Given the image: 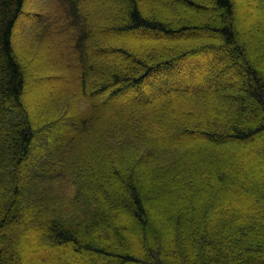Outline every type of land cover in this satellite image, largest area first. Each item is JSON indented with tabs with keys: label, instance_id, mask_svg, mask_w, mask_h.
Instances as JSON below:
<instances>
[{
	"label": "trees",
	"instance_id": "1",
	"mask_svg": "<svg viewBox=\"0 0 264 264\" xmlns=\"http://www.w3.org/2000/svg\"><path fill=\"white\" fill-rule=\"evenodd\" d=\"M63 1L66 24L32 11L20 46L24 0H0V264H264L262 22L237 24L238 0H109L101 28ZM73 68L81 88L61 91ZM46 80L60 94L25 91ZM96 88L133 100L102 107ZM64 175L70 213L45 187Z\"/></svg>",
	"mask_w": 264,
	"mask_h": 264
},
{
	"label": "rangeland",
	"instance_id": "2",
	"mask_svg": "<svg viewBox=\"0 0 264 264\" xmlns=\"http://www.w3.org/2000/svg\"><path fill=\"white\" fill-rule=\"evenodd\" d=\"M48 1L49 0H24V6L22 9V12L16 20L15 29H14L15 37L17 36V39L19 41L18 45L22 46L28 41V39H24V37L29 35L28 33H29L30 29H28V27H29L30 22L33 19L32 18L33 17L32 11L39 12L40 10H43V8H47V9H45V11H48V13H49L47 20L53 21V23L57 22L59 26L61 24H66L65 23V16L68 15V11H69L67 3H65L63 0H52L49 2ZM79 2H80V8L82 9V11L86 15V17L84 18V22H87L88 24L93 25V27L98 26L101 28H106V25L102 22L103 21L102 17L106 16L107 14L113 15L112 14L113 3L111 1H109V0H80ZM248 5H249V2H247L246 0H238V7H237L238 11L236 14L237 24H240L243 22L246 25V17L248 15H250L253 18L260 20V22H262V25H264V15L260 14V11L257 8H254V9L252 8L251 9L252 11L249 10L250 7ZM53 23L52 22H51V24L49 23L51 25V27L48 30L56 29L59 27L58 25L53 24ZM248 32H250V31H247V33ZM134 35H137V34H134ZM247 36H250V34L248 33ZM244 37L239 36V39L242 40ZM55 40H57V39H55ZM48 41H50V40H48ZM101 41L102 40L99 39V40H96V42L92 43V45L90 47L92 54L97 53L98 48L101 46ZM56 43H58V42H56ZM29 44H31V43H29ZM33 46L37 47V44L34 43ZM60 46L61 45L55 44V46L53 48H59L60 49ZM44 49L51 50V46L44 47ZM38 50H40V49H38ZM41 51H43V47H42ZM245 60L252 61L253 59H252L251 55H247L245 57ZM108 61L112 65H115L117 67H122V64L115 59L109 58ZM75 66H73V67H75ZM73 69H72V71H70V74L68 71L69 69L66 70L68 74L66 76H64L63 80L59 83L60 87H61V89H60L61 91L62 90H71L73 88H81V84L77 82V77H76V72H75V71H77V69L76 68H73ZM26 75H27V77H33V74H31L30 72H26ZM68 75H70V76H68ZM98 78H105V77L103 74L98 72L97 79ZM52 84L53 83L49 80L35 82V83H29L25 87V91L30 94L33 92L34 88L37 87V88H39L38 97H41V99L44 100L45 96L43 95V93L48 92L49 89H51L52 92L55 94H60V90L51 87ZM234 85L240 86V87L242 86L241 82L237 79V77H236V82ZM49 87H51V88H49ZM92 91H95L93 100H95L96 103H99L102 107H111L112 105L129 103L133 100V96L131 93L122 92L119 94L112 95V92L110 90H106V89L102 90L100 88H96ZM26 100H28V99L26 98ZM256 115L257 114H255L254 116H256ZM64 133H67L64 129H58L55 134L54 133L50 134V135L48 134L47 137L49 138V141L53 142V140H56L58 137H60V135H62ZM257 149H258L257 145H254V147H250V148L240 147L239 151H241V150L247 151V152H250L252 154L253 152L257 151ZM255 158H256L255 156H251V159H255ZM251 159H247V160H251ZM257 179H258V177H257ZM46 185H49L50 189L52 190L51 197L54 195L59 196L57 204H61L62 206L71 209V210H67V212L69 211V213H70L72 211H75L77 206H79L77 204V200L74 199L75 188H73L72 184L69 182V178L66 175H64V177L60 178L59 180H54L53 182H51L49 184H45V187H46ZM237 186H239V185H237ZM226 188H229V187L226 186ZM163 198L165 199V202H167V199L164 196H163ZM154 213L155 212H153L152 214L154 215ZM133 232L136 235V232L134 230H133ZM136 247L139 250L137 243L135 244V248ZM138 250L136 252H138ZM46 251L51 253L49 250H46ZM51 255H52V253H51ZM56 257H58L59 260L63 263L70 262V260L72 258L75 262L80 263V264H108L105 260H96V259L94 260L93 258L89 257L87 254H81V253H74V254H72V257L70 258L67 256V254H65V252H61Z\"/></svg>",
	"mask_w": 264,
	"mask_h": 264
}]
</instances>
